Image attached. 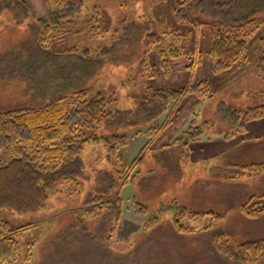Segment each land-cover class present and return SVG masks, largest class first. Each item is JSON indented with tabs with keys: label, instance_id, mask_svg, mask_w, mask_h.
<instances>
[{
	"label": "rangeland",
	"instance_id": "374dc122",
	"mask_svg": "<svg viewBox=\"0 0 264 264\" xmlns=\"http://www.w3.org/2000/svg\"><path fill=\"white\" fill-rule=\"evenodd\" d=\"M26 1L34 19L55 8L51 0ZM181 2L83 0L91 9L88 15L82 13L83 18L67 28L65 37L56 38L55 45L52 41L54 50L76 45L94 52L111 43L123 20H136L148 21L156 33L181 43L185 55L171 59L168 51L164 53L169 74L160 65L161 52L155 51L154 45L146 56H141V49L140 56L134 55L127 64L106 63L88 88L89 98L101 93L114 99L108 104L110 111H135L154 90L179 89L202 81L215 93L212 97L188 95L176 105L171 102L154 120L145 121L141 114L138 124L117 130L108 129L102 121L97 133L108 137L107 131L126 134L125 145L112 155L103 142L86 144L80 155L82 175L64 184L44 208L32 213L0 210V219L13 225H33L18 236L17 260H0V264H246L219 253L214 234L222 232L234 247L264 238V215L248 218L241 208L256 200L264 206V168L258 176H248L253 163L264 166V116L249 121L245 130L232 116L218 117L221 102L242 111L264 103V78L258 68L264 24L249 37L248 61L214 72L208 54L211 28L179 21L176 10ZM31 22H17L10 10L0 11V57L30 38ZM199 52L202 61L196 62ZM18 82L0 80V111L35 102L34 95H23ZM145 147L136 180L119 189L123 198L120 220L114 209L100 218H90L85 206L91 197L103 194L115 200L114 176L119 174H115L114 162L123 166L122 171L130 170L129 165ZM134 198L148 206L147 215L134 213ZM181 205L193 211L224 213L225 217H186L181 223L189 232H179L173 215ZM152 213L158 218L147 228ZM255 264H264V258Z\"/></svg>",
	"mask_w": 264,
	"mask_h": 264
},
{
	"label": "trees",
	"instance_id": "16d2710c",
	"mask_svg": "<svg viewBox=\"0 0 264 264\" xmlns=\"http://www.w3.org/2000/svg\"><path fill=\"white\" fill-rule=\"evenodd\" d=\"M51 1L55 8L48 15L34 19L26 0H0V11L10 10L20 23L27 19L32 21L30 38L0 57V80L7 83L17 79L23 95H34L35 100L32 105L0 111V210L32 213L44 208L64 184L76 181L82 175L84 165L80 155L88 143L103 142L109 146L112 155L116 154L118 147L125 145L127 135L117 131H107L109 137L98 134L96 130L102 121L108 129L117 130L138 124L141 114L145 121L154 120L171 102L172 106L176 105L188 95L212 97L215 93L208 82L202 81L179 89L154 90L135 111L108 110V104L114 99L101 93L89 98L88 88L106 63L127 64L134 55L140 56L141 49V56L144 53L146 56L154 45V50L161 52L160 65L165 67V74H169L171 68L165 51L171 59L187 52L179 45L181 43L152 30L148 21L136 20L127 23L123 20L120 23L123 26L119 30L116 28L110 38L111 43L98 51L92 52L87 46L80 49L76 45L61 50L55 47L54 50L52 41L55 45L56 38L65 37L67 28L76 25L77 19L83 18L82 13L88 15L91 9L83 5V0ZM176 15L179 21L188 24L210 26L212 35L208 54L214 61V72H221L249 60V37L264 24V18H260L264 15V0H182ZM93 20L88 25H92ZM259 41L263 50L258 68L264 78V35ZM198 54L196 62H201L202 53ZM218 108V117L232 116L243 130L247 129L249 121L264 116V103L247 107L245 111L231 108L224 102ZM197 132L195 136L198 137L200 133ZM145 149L129 165L130 170L122 171L123 166L114 162L115 174H119L114 176L118 190L115 200L103 194L91 197L85 206V213L90 218H100L114 209L120 220L123 198L119 189L136 180L137 165L141 164ZM252 166L249 177L262 173V164L253 163ZM241 208L248 218L264 215V206L257 200L245 202ZM133 210L137 215L150 212L148 206L136 198L133 199ZM174 210L173 222L179 232H189L181 223L186 217L196 219L203 214H211L218 220L225 217L224 213L193 211L184 205ZM150 216L145 224L147 228H151L158 218L153 213ZM31 226L30 223L13 225L0 219L2 262L17 260L20 251L18 236ZM212 240L219 253L237 262L255 264L264 258V238L246 241L236 247L225 239L222 232H216Z\"/></svg>",
	"mask_w": 264,
	"mask_h": 264
},
{
	"label": "crops",
	"instance_id": "0c3cea01",
	"mask_svg": "<svg viewBox=\"0 0 264 264\" xmlns=\"http://www.w3.org/2000/svg\"><path fill=\"white\" fill-rule=\"evenodd\" d=\"M2 22V21H1Z\"/></svg>",
	"mask_w": 264,
	"mask_h": 264
}]
</instances>
